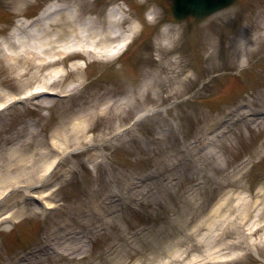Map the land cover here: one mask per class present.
<instances>
[{"label":"rangeland","instance_id":"rangeland-1","mask_svg":"<svg viewBox=\"0 0 264 264\" xmlns=\"http://www.w3.org/2000/svg\"><path fill=\"white\" fill-rule=\"evenodd\" d=\"M53 1L0 0V39ZM94 2L102 9L123 6L126 25L137 22L138 31L118 55L81 51L67 58L65 74L51 86L60 92L48 105L40 94L0 113V148L15 131L32 148L27 159L50 147L47 159L58 162L43 182L18 180L0 197V213L14 207L16 220L0 226V264L48 242V231L65 221L73 233L62 239L67 251L36 253L35 264H264V115L253 114L264 108V0H236L204 19L181 22L171 0ZM76 61L80 67L72 68ZM6 75L0 92L25 98L27 75L15 77L11 68ZM71 83L80 88L68 95ZM108 101L79 133L82 144H62L63 153L43 146L44 137L73 138L71 123ZM145 111L153 112L133 123ZM191 142L193 161L160 169ZM36 160L38 173L46 161ZM59 172L66 175L46 198L57 209L45 214L22 200ZM239 195L262 206V224L253 223L255 211L240 222ZM97 205L101 213L89 214ZM22 207L24 214L17 211Z\"/></svg>","mask_w":264,"mask_h":264},{"label":"bare ground","instance_id":"bare-ground-1","mask_svg":"<svg viewBox=\"0 0 264 264\" xmlns=\"http://www.w3.org/2000/svg\"><path fill=\"white\" fill-rule=\"evenodd\" d=\"M14 1L22 3L26 0ZM94 1L96 0H56L31 22L20 21L17 23L15 29L11 31L8 36L0 39V82H5L4 79H7L6 74L9 72L10 68L14 71L15 77L27 75L26 86L29 91L25 95V98H31L36 96L35 94L40 93L44 98H41L43 99L42 104L48 105L52 100L44 95L45 93L51 92L50 89L52 84L65 74V67L63 64L67 58L75 56L81 51L99 56L111 55L121 51L123 44L127 46L129 39L134 37L135 33L138 31V24L136 22H130L126 25L129 18L123 12L121 6H117L114 10L105 12L104 9L95 5ZM171 32V28L166 31L168 36H170L169 33ZM250 40L253 41L252 38L248 41ZM244 47L245 45L242 44L241 48ZM4 61L7 63V72L6 67L3 65ZM74 66L80 67L78 61L73 63L72 68ZM44 69L46 70L42 76L45 79L35 88V86L32 85L34 79L39 77L41 71ZM53 76L56 77L54 79H49ZM78 88H80V84L71 83L66 92H76ZM11 96L12 94L9 92H0V112L5 113L7 105L11 102ZM110 104L111 103L108 101L104 103L102 107L96 106L91 111L88 110L86 112L88 119L86 118L83 120L82 118L74 120L70 125L71 132L75 133L73 138L66 136L64 140H61L57 136L52 137V139L44 137L42 139L43 146L51 144V147L57 149L60 153L64 151L68 152L65 148L62 149V144L66 147V145L72 142H77L78 144L83 142V134L79 133L88 128L91 122L88 121L90 117L103 113L105 108L111 106ZM12 126L13 127L9 129L11 131L16 127L15 124H12ZM14 132L15 131L4 139L0 148V197L4 194L5 189L11 187V185H15L18 180H24L27 184L31 182L28 180L33 179L42 181L58 165V162L53 163L54 160L50 161L47 159L51 154L50 147L48 149L42 147L40 150H34L29 155L30 159H27L28 155H24L30 152L32 148L27 144L19 143L17 141V134H14ZM193 147L194 145L191 142L182 150V156L178 152L169 154L168 156H170V158L161 161L160 169L162 170L163 163H165L164 167L168 166L169 168H180L184 164L190 163L187 160L193 161V159H195ZM36 154L41 158L45 157L46 161L45 164L42 165L41 171L38 173H36L35 166L37 162L36 158L38 159V156H35ZM38 184H41V182ZM46 184L47 183H45L44 187H46ZM57 185L56 183L49 188L46 187L38 190L37 196L41 197V195H44L45 197H50V191L56 189L55 187ZM26 195L32 194L27 192L24 196ZM33 195L36 194L33 193ZM230 196H232L231 192L226 195L225 199H227V204H229ZM237 197H240L239 200L242 199L240 203L235 204L237 208H245L244 213H242L244 217L240 222L246 219L247 214V220H249V214L255 211L256 217L253 223L255 224L259 221V223L262 224L263 220L258 218L262 212V206L259 208L257 205L258 201H246V199L241 198L244 197L243 195ZM224 203L225 202L222 201L218 207ZM50 204L51 203H48L46 205ZM99 205L91 207V210L88 211L89 214L97 213L98 211L100 214L102 208H100ZM22 208L17 209L20 214L27 212L25 211L26 208ZM8 209L9 210L0 213V224L9 222L13 218L15 208L12 207ZM85 220L87 222V219ZM76 221H78V219ZM68 224L69 222L66 221V225L61 230H58L56 237L53 239V244H56L60 250L67 251L64 244L65 242H63L62 239L67 237L66 234L72 233L70 228L65 229ZM252 228L251 226L248 227L249 230H252ZM20 257L21 259H16L9 264H35L33 260L25 258L26 256Z\"/></svg>","mask_w":264,"mask_h":264},{"label":"water","instance_id":"water-1","mask_svg":"<svg viewBox=\"0 0 264 264\" xmlns=\"http://www.w3.org/2000/svg\"><path fill=\"white\" fill-rule=\"evenodd\" d=\"M229 0H174V12L180 16V14H186L192 12L196 15L205 14L211 11L215 5L223 4ZM215 3V4H210Z\"/></svg>","mask_w":264,"mask_h":264}]
</instances>
